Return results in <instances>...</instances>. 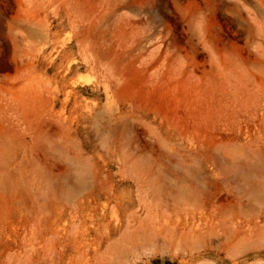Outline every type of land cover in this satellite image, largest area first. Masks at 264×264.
I'll list each match as a JSON object with an SVG mask.
<instances>
[{
    "label": "rangeland",
    "instance_id": "obj_1",
    "mask_svg": "<svg viewBox=\"0 0 264 264\" xmlns=\"http://www.w3.org/2000/svg\"><path fill=\"white\" fill-rule=\"evenodd\" d=\"M0 264H264V0H0Z\"/></svg>",
    "mask_w": 264,
    "mask_h": 264
}]
</instances>
